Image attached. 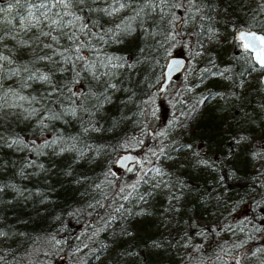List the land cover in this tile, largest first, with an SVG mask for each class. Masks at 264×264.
Segmentation results:
<instances>
[{
  "label": "trees",
  "instance_id": "16d2710c",
  "mask_svg": "<svg viewBox=\"0 0 264 264\" xmlns=\"http://www.w3.org/2000/svg\"><path fill=\"white\" fill-rule=\"evenodd\" d=\"M0 9V264H264V86L234 38L264 32V0ZM64 13L80 19L53 24ZM116 25L131 31L113 36ZM176 49L204 53L167 98L158 85ZM123 151L142 158L116 175ZM227 202L245 212L205 218ZM161 212L166 229L150 221Z\"/></svg>",
  "mask_w": 264,
  "mask_h": 264
},
{
  "label": "rangeland",
  "instance_id": "374dc122",
  "mask_svg": "<svg viewBox=\"0 0 264 264\" xmlns=\"http://www.w3.org/2000/svg\"><path fill=\"white\" fill-rule=\"evenodd\" d=\"M226 44H227L226 45V48L227 49H232L233 46H234L233 45L234 43H233L232 38L229 41H227ZM203 53H204L203 51L198 50V53H196L195 56H193V57L191 56V57L186 58V62H185L186 66H187V64L188 65L190 64L191 67H192V70L193 71H196L195 70L196 69L195 68V65H197L198 55H203ZM173 54L174 55H182L180 53V51H178V49H176L173 52ZM194 59H196V60H194ZM184 67H185V65H184ZM184 67H183V69L180 72H178L177 74H175L170 79V81H169V83H168V85H167V87L165 89V92L166 93L164 92L166 94L165 96L167 98L169 96L172 97L173 96L172 95L173 92L175 93L176 90L179 91L180 87L181 88L185 87L184 82H186L188 80V78H186V75H185V69H186V67L185 68ZM163 114H164V112H162L160 114V116L162 117ZM189 148L190 147L187 146L186 149H184V150L181 151V154L180 155H183L186 152H188ZM134 154L136 156V161L141 160L142 157H141V154H140L139 151L138 152H135ZM179 168H182V164H179ZM112 170H113V172L116 173V175H118L119 172H120V168L115 167V166H113ZM221 192H226V191L224 189H221ZM244 212H245V207L244 206L241 205V206L232 208V207H229V202H227V204H225L222 208H220L219 210H217L215 212H211L209 214V216L207 215V217H205V218H207V220L209 218H211L213 220V219L216 218L215 215L216 216L222 215L223 216L222 219L227 218V219H230L231 222H233L236 218L240 217ZM162 215L163 214L161 212L156 217L150 219L153 227H157L158 229H163V228L166 229L168 227V224L162 223V221H163L162 220ZM228 224H230V223L229 222H224V220H223V222L220 223V228L219 229H221L223 231L229 232L232 229V227L230 225H228ZM188 232L190 233L191 231H190L189 227L185 223H180L178 226L174 227V233L178 235V238H177L178 241H180V240H186V241H188V237H189V233ZM184 243H186V242L184 241ZM186 247H188V246H186ZM185 248L183 247L182 249L179 250V254H178L179 257L184 252V249ZM81 249H82V247L79 248V250H81ZM96 263H98V262H96ZM113 263L114 262H111L110 264H113Z\"/></svg>",
  "mask_w": 264,
  "mask_h": 264
},
{
  "label": "snow or ice",
  "instance_id": "6c2138e0",
  "mask_svg": "<svg viewBox=\"0 0 264 264\" xmlns=\"http://www.w3.org/2000/svg\"><path fill=\"white\" fill-rule=\"evenodd\" d=\"M57 3L59 4H63L65 7H68V5L71 3V0H56ZM127 2V0H125V3ZM146 3H151V4H155L156 3V0H145ZM191 2H194V0H191ZM124 3L120 4V7H124ZM2 10V9H0ZM107 11V10H105ZM113 12L115 11H118V9H113L112 10ZM109 14H112V13H109ZM61 15V21L58 22V21H53V24H58L60 27H65V24L62 22L63 21V17L65 15H71L72 16V20H69L67 21V24H72V22L74 20H79L80 17L79 16H76L75 14H71V13H64V14H60ZM139 15V13H137V16ZM88 28V25L87 24H84L82 25L80 31H84L85 29ZM127 31V32H130L131 31V28L130 26H125L123 29L121 28V25H116V28L115 29H109L108 30V33H111L113 36H116L118 31ZM108 33H105V35H108ZM72 37L75 36V32H73L71 34ZM238 38L241 40V41H246L244 43V48L245 49H251V50H254L256 52V60L260 66L261 69H264V35H257L255 32H239V35H238ZM100 39H104V37H100ZM50 47V45L48 46ZM80 51V47L78 46L76 48V52L78 53ZM76 59H83V57H80L79 55H77L75 57ZM7 57L3 56L2 54H0V61H3V60H6ZM66 60L68 59H72L71 56H68V57H65ZM97 64H98V61H97ZM95 66V65H93ZM120 65H116V67H119ZM86 68L89 67L88 65L85 66ZM3 70V66L0 65V71ZM227 71V69L225 70ZM15 74V73H13ZM222 75V73H221ZM33 77H29V79H32ZM40 79H43V80H47L48 77L45 75V76H41V77H38ZM114 87V85H113ZM3 97H0V101H3ZM21 100L24 99L23 96L20 97ZM0 107H2V104H0ZM73 115H75V111H73L72 113ZM15 143V141L13 142ZM55 143V142H53ZM11 146V145H10ZM61 151H63V149H61ZM130 234V233H129ZM2 235H5L3 232H0V236Z\"/></svg>",
  "mask_w": 264,
  "mask_h": 264
},
{
  "label": "water",
  "instance_id": "95a60500",
  "mask_svg": "<svg viewBox=\"0 0 264 264\" xmlns=\"http://www.w3.org/2000/svg\"><path fill=\"white\" fill-rule=\"evenodd\" d=\"M241 31L243 32L251 31V32H255L257 35H264V32L255 30L253 28H238L234 31V38L239 43L240 48L242 50L247 51L253 63L256 64L258 67H260L256 60V52L251 49H245L243 45L246 41H241L238 38L239 32ZM185 62H186V59L182 55L172 54L165 59L163 66H162V71H161V81L158 85L159 90H161L175 74H177L183 69ZM260 71L261 72L259 74V81L264 86V69H261ZM135 160H136L135 154L129 151H123V152L117 153L114 156L113 165L115 167L120 168L121 170L130 172L134 168Z\"/></svg>",
  "mask_w": 264,
  "mask_h": 264
}]
</instances>
